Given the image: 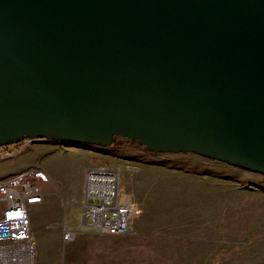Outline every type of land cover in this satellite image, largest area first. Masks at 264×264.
<instances>
[{
  "label": "water",
  "instance_id": "water-1",
  "mask_svg": "<svg viewBox=\"0 0 264 264\" xmlns=\"http://www.w3.org/2000/svg\"><path fill=\"white\" fill-rule=\"evenodd\" d=\"M117 137L264 175V0H0V148Z\"/></svg>",
  "mask_w": 264,
  "mask_h": 264
},
{
  "label": "rangeland",
  "instance_id": "rangeland-1",
  "mask_svg": "<svg viewBox=\"0 0 264 264\" xmlns=\"http://www.w3.org/2000/svg\"><path fill=\"white\" fill-rule=\"evenodd\" d=\"M24 141L15 163L1 160L0 177L17 162L45 169L36 241L30 231L35 264H264L263 174L193 152H152L124 137L106 147ZM96 163L116 168L121 189L137 204L133 232L73 227L74 237L63 242V224L81 207L84 168Z\"/></svg>",
  "mask_w": 264,
  "mask_h": 264
},
{
  "label": "built area",
  "instance_id": "built-area-1",
  "mask_svg": "<svg viewBox=\"0 0 264 264\" xmlns=\"http://www.w3.org/2000/svg\"><path fill=\"white\" fill-rule=\"evenodd\" d=\"M2 149L0 162L7 157L15 159L20 151L9 153V147L8 151ZM44 177L45 169L37 162L24 164L0 177V264H34L30 210L43 201L41 183ZM81 209L85 220L81 227L99 235L131 233L133 219L138 213L137 204L121 189L119 171L105 163L89 164L84 168ZM76 232L64 223L61 239L66 242Z\"/></svg>",
  "mask_w": 264,
  "mask_h": 264
},
{
  "label": "crops",
  "instance_id": "crops-1",
  "mask_svg": "<svg viewBox=\"0 0 264 264\" xmlns=\"http://www.w3.org/2000/svg\"><path fill=\"white\" fill-rule=\"evenodd\" d=\"M22 152V150H20L19 151V153H21ZM22 154V153H21ZM20 154V155H21ZM24 154V153H23ZM22 154V155H23ZM19 155V156H20ZM18 156V157H19ZM18 157H16L15 159H13V160H11L13 163H15V161H16V159L18 158ZM23 160V159H22ZM23 164H25L24 162H17L16 164H15V166H16V168H18V167H20L21 165H23ZM15 170V169H14ZM56 175V173H54L53 172V176L54 177H52V178H54V180H57V179H59V177H56L55 176ZM61 176H63V175H61ZM62 178V177H61ZM63 179H64V183H65V181L67 180L66 179V176H63ZM122 180H121V176H120V184L122 183L121 182ZM47 186V185H46ZM47 190H52V189H48V187H47ZM54 190V189H53ZM52 190V191H53ZM45 199H46V197H44L43 198V201L41 202V203H39V204H37V205H34L32 208H31V210H30V219H31V226H30V231H31V235H32V237H34L35 238V240L34 241H36V237H37V234H38V231H39V225H40V223H41V220H40V218H39V216H38V212H39V214H41V209H42V205H43V203L45 202ZM71 214H70V217H71V215H73L74 217L73 218H69L68 220H70V222H65V223H67L68 225H71L72 227H81V219H82V209H81V207H74L72 210H71V212H70ZM194 218H196V216L194 217ZM66 221V220H65ZM59 225H62V223L61 224H59ZM58 225V226H59ZM57 226V227H58ZM132 232H133V227H132ZM131 232V233H132ZM196 249V248H195ZM193 250H194V248L193 249H189L188 251H192L193 252ZM186 253L187 251H182V253ZM35 255V254H34ZM34 264H35V259H34Z\"/></svg>",
  "mask_w": 264,
  "mask_h": 264
},
{
  "label": "trees",
  "instance_id": "trees-1",
  "mask_svg": "<svg viewBox=\"0 0 264 264\" xmlns=\"http://www.w3.org/2000/svg\"><path fill=\"white\" fill-rule=\"evenodd\" d=\"M26 140V139H25ZM25 141L23 140V141H21V142H19V143H17V144H15L14 146L17 148V150H21L22 148H23V146H24V143ZM5 151H8V147L7 146H5V147H2Z\"/></svg>",
  "mask_w": 264,
  "mask_h": 264
}]
</instances>
